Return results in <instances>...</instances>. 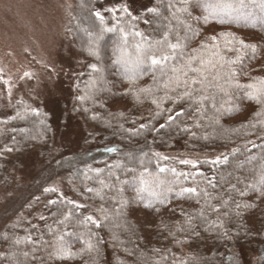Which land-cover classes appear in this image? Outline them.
<instances>
[{
  "label": "trees",
  "instance_id": "16d2710c",
  "mask_svg": "<svg viewBox=\"0 0 264 264\" xmlns=\"http://www.w3.org/2000/svg\"><path fill=\"white\" fill-rule=\"evenodd\" d=\"M105 1L76 0V9L66 21V34L78 57L85 61L72 104L75 115L84 127H93L108 145L107 148L115 151L102 153L95 150L87 155L77 152L64 159L48 160L44 164L40 162V166L34 168L33 186L25 193L22 191L19 197L27 199L30 204L28 214L22 218L25 223H7L0 230V264H264V199L257 201L251 192L245 197L238 194L239 190H246L247 184L255 183L259 178L264 158V125L258 121L264 120V108L248 100L244 89H233L226 97L214 87L206 93H196L197 97L216 94L215 107L205 101L200 110H197L199 105L191 100L173 104L163 99V89L155 92V98L160 101L159 108L151 102V96L141 95L137 101L129 92L130 85L121 74L120 65L114 63L120 55L116 50L120 44L119 31L104 34L99 41L98 58L88 52L87 33H93L94 38L102 27L93 13H101ZM213 2L188 0L185 4L182 0H157L153 7L159 9L160 15L149 13L146 9L132 15L138 17L133 20L123 14L119 17V26L129 32L141 31L154 39H160L163 32L170 28L175 42L177 33L181 36L185 34L184 24L191 25L199 36L186 42L188 53L209 36L232 33L247 43L259 46L255 56L249 52L237 66V82L244 85L264 80V24L261 23L264 13L251 4L247 11L252 15L247 23L220 24L209 15L206 7ZM185 7L188 11H181ZM204 17H208L207 21ZM104 18V27L117 23L109 15ZM181 20L184 24L180 23ZM139 39L130 35L129 47ZM224 40L225 37H220L217 41L221 48ZM228 55L234 58V54ZM90 64H95L101 71L93 72ZM151 87H154L151 73L135 84L136 89ZM181 91L183 89H177V92ZM176 94L169 92L173 97ZM32 109L27 103H18L9 118L0 120V185L34 150H47L52 142L53 130L47 117L38 110L33 113ZM181 111L183 115L174 121L167 120L169 114L175 117V113ZM157 112L160 115L157 116ZM257 112L262 115L256 116ZM141 124L145 127L141 128ZM83 140L86 141L87 136ZM61 150H66V155L70 154L67 148ZM233 150H236L235 155H232ZM153 153L169 159L158 160ZM129 154L135 159H129ZM221 154L228 155V164L198 163L193 169L191 165L179 163L181 159L210 161ZM45 156H41L40 160L45 161ZM54 156L58 157L56 153ZM249 157L255 159L247 163ZM106 158L112 161L105 162ZM141 158L151 172L156 171L157 165L174 167L178 172L199 170L203 175L197 177L198 185L192 179H182L183 186L206 188L216 197L211 203L220 211H211L203 196L197 203L195 197H176L174 193H166L167 199L161 205L147 192L138 194L139 184L133 177L142 171ZM102 160L105 163L101 165L99 161ZM94 162V166H99L96 170L101 171H90L94 167L88 168L89 171L84 169ZM59 163L62 165L56 169L59 172L48 171ZM117 163L120 168L114 167ZM238 164L243 166L237 167ZM125 168H134L135 172L130 173ZM110 172L115 175L110 176ZM161 175L174 178L167 172ZM116 177L129 183L120 184ZM206 178L218 182L217 188L209 187L204 182ZM100 180L114 185L103 189L104 199L85 190L100 188ZM232 185L236 186V190H231ZM52 188L57 191H46ZM50 194L52 197L47 201L56 203L40 204L43 202L41 197ZM67 200L85 204L86 208L73 210V220L61 224L59 221L64 214L72 210ZM222 200L229 201L228 207L222 206ZM233 200H247L259 206L255 211H246L243 216L237 217L231 211ZM149 201L153 203L152 208L145 207ZM39 204L43 209L39 208L41 213L33 216L31 222V209ZM101 208L106 212H101ZM201 211L203 216L199 215ZM84 215H92L101 226L76 223V219H83ZM105 215L108 217L106 220L103 219ZM189 216L193 218L192 228L187 223ZM64 233V244L76 254L74 258L60 259L56 256V237ZM89 238L96 244V249L81 253L83 241ZM25 252L28 256L23 255Z\"/></svg>",
  "mask_w": 264,
  "mask_h": 264
},
{
  "label": "snow or ice",
  "instance_id": "6c2138e0",
  "mask_svg": "<svg viewBox=\"0 0 264 264\" xmlns=\"http://www.w3.org/2000/svg\"><path fill=\"white\" fill-rule=\"evenodd\" d=\"M183 3L187 4L188 0H182ZM251 4H255L256 7L264 13V0H214L213 3L208 4L206 7L209 10V15L216 19L217 23L220 24H231V23H247L251 18L252 13L247 11ZM171 8L172 5L169 4ZM110 13L122 12L125 16L131 17L135 20L138 17L132 16L127 5H122L120 8L106 9ZM181 11L187 12V7L181 9ZM147 12L154 15H160L159 9L157 8H148ZM94 16L101 22L102 27L100 28L99 34L95 35L93 38V33L88 32L89 36V55L99 57V41L103 39L105 33H111L119 31L120 33V44L117 46V51L120 52V55L114 61V63L120 65L122 72L121 74L128 81L130 88L129 92L132 93L134 98L139 101L141 95L145 97H153L151 102L155 104L158 108L160 107V101L155 98V92L164 91L163 99L168 100L173 104H179L185 100H191L192 103L198 104L200 110L204 107L205 101L212 103L215 107L216 94L212 95H200L196 96V93H206L209 88H216L219 93H222L224 96H230L233 89H244V95L250 101H254L256 104L261 105L264 108V80H259L254 83L240 84L237 82L238 68L237 66L241 64L243 57L249 52L255 56L258 51V45L255 43H247L244 40L236 37L232 33H221L218 35H213L207 37L204 41H201L197 48L192 49L191 53L186 52L188 43L194 41L199 33L191 27V25L184 24V21H180L181 24H184V35L181 36L178 33L175 36V42L171 38V29L164 31L160 39L149 38L141 31L129 32L126 31L124 27L119 26V17H115L117 23L112 27H104V16L100 12H94ZM173 18H176L175 16ZM207 21L208 17H204ZM145 23L149 21L145 20ZM264 24V20L261 21ZM139 37L140 39L132 44L130 47L128 45L129 36ZM220 37H225L224 46L221 48V45L217 42ZM234 54L230 56L228 54ZM89 67L93 72H100L101 69L97 68L95 64H90ZM159 72V75H157ZM215 72V74H213ZM149 73L152 74V79L154 82V87L151 88H135L136 81L142 78ZM193 74V75H190ZM25 77H30L29 73L24 74ZM211 77V79H209ZM163 78V79H162ZM103 80V77H101ZM223 81V82H221ZM214 82V83H213ZM7 84V81H4ZM174 85V86H171ZM199 85L200 87H194ZM171 86V87H170ZM135 89V90H134ZM177 89H183L181 92H177ZM169 92L177 93L174 97L169 95ZM171 112V109H166ZM33 113L36 112L35 109L31 110ZM156 115H160L159 112ZM183 115V112H176L175 117L171 114L167 116L169 122L174 121L176 117ZM262 115L261 112H257L256 116ZM21 119L23 117L21 116ZM218 123V119L216 120ZM261 125H264V120L258 121ZM255 127V125H252ZM141 128H144L145 125L141 124ZM161 128L164 127L163 124L160 125ZM187 130V129H185ZM249 143H252L251 141ZM255 147V144H253ZM107 151H115L113 148L107 149ZM236 150H233L232 155H235ZM158 160H168L169 157L161 156L159 153H153ZM129 159H135L129 154ZM255 157H249L247 163H251ZM139 163L142 166V171L139 175L134 176L133 180L138 182L139 187L137 188L138 194L147 192L150 197L155 199L156 203L163 205L167 199L166 193H174L176 197H189L197 198V203H199V197L203 196L205 204L211 211L219 212L220 209L215 207L211 201L216 199L207 191L206 188H199L198 186L186 187L182 184L183 180L192 179L194 184L199 183L197 180L198 176L203 174L199 170L195 172H178L174 167H167L157 165L155 172H151L143 158L139 160ZM180 164L191 165L193 169H196L198 163H211L213 165L228 164L229 157L228 155L221 154L215 159L210 161H198L191 159H181ZM242 164H238L237 167H242ZM116 168H120L121 165L117 163L114 165ZM128 172H135L134 168H125ZM97 172L101 170H96ZM171 173L174 177L173 179H168L163 177V173ZM110 176H114V172L109 173ZM259 178L255 183H249L246 185V190H239L238 194L241 197L248 195V192H251L256 200L259 201L264 199V158H262V163L260 165V171L258 173ZM117 181L120 184H127L129 181H121L119 177H116ZM223 177H221V180ZM212 189H216L218 182L213 179H205L204 181ZM100 188H86L85 190L89 193H94L95 196L100 199H104L103 189L112 188L114 185L111 183L100 180ZM231 190H236V186L232 185ZM46 191L55 192L57 189H46ZM118 191H121L118 189ZM143 199V197H141ZM50 204H55L56 201H49ZM67 203L72 205V210H69L64 214L63 219L59 223L64 224L66 222L73 220V210H80L86 208L85 204L77 203L73 200H67ZM222 206L228 207L229 201L222 200ZM234 208L231 209L233 214L237 217L244 215L246 211H255L259 206L258 203L245 201H232ZM146 208H152L153 203L149 201L145 204ZM101 212H106L105 209L101 208ZM200 216H203L204 213L201 211ZM227 215V213H225ZM41 219H44L41 217ZM103 219H108L107 215ZM192 217L189 216L187 223L189 228H192L191 223ZM76 223L82 225L92 224L96 227H100L98 219H95L92 215H84L83 219H76ZM223 225H217V227H222ZM66 233L61 234L56 237V246L55 253L57 258L60 259H71L75 257L70 248L66 247L63 241V237ZM94 235V234H93ZM227 237V232L224 233ZM31 239V237H29ZM84 248L81 249L83 252H91L96 249V244H94L91 238L83 241ZM24 256H28V253H23Z\"/></svg>",
  "mask_w": 264,
  "mask_h": 264
},
{
  "label": "rangeland",
  "instance_id": "374dc122",
  "mask_svg": "<svg viewBox=\"0 0 264 264\" xmlns=\"http://www.w3.org/2000/svg\"><path fill=\"white\" fill-rule=\"evenodd\" d=\"M156 1L106 0L101 14L112 19L120 17L122 12L114 14L106 9L127 5L132 15H136L152 8ZM75 9L76 0H0V120L9 118L16 104L27 103L47 117L53 130L49 148L34 150L0 185V230L7 223H25L22 218L28 214L30 204L19 197L33 186L34 168L40 162L64 159L77 152L107 153L109 149L93 127L81 124L72 107L77 79L85 66L66 34V21ZM26 72L30 77H25ZM65 148L70 154H65ZM44 154L45 161L40 160ZM107 161L110 163L112 159L106 158ZM93 164L96 163L84 169L99 168ZM60 167V163L55 164L48 171L56 173ZM51 197V194L42 196L40 204H48ZM40 204L31 209L29 220L41 213Z\"/></svg>",
  "mask_w": 264,
  "mask_h": 264
}]
</instances>
